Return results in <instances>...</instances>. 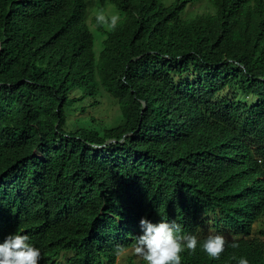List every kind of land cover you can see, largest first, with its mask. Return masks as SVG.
<instances>
[{
    "label": "trees",
    "instance_id": "obj_1",
    "mask_svg": "<svg viewBox=\"0 0 264 264\" xmlns=\"http://www.w3.org/2000/svg\"><path fill=\"white\" fill-rule=\"evenodd\" d=\"M108 1L122 16L93 21L96 57L86 0H0V242L115 264L141 217H163L239 242L184 264H264V0ZM102 92L122 122L68 128Z\"/></svg>",
    "mask_w": 264,
    "mask_h": 264
},
{
    "label": "clouds",
    "instance_id": "obj_2",
    "mask_svg": "<svg viewBox=\"0 0 264 264\" xmlns=\"http://www.w3.org/2000/svg\"><path fill=\"white\" fill-rule=\"evenodd\" d=\"M97 27L106 26L114 31L120 23L118 14L108 16L104 10H99L95 17ZM226 245L239 248L236 239L229 241L222 233H210L203 239L198 235L186 233L175 220L161 218L154 222L147 216L139 220V235L131 248L117 246V255H131L143 264H184L182 253L194 254L199 248L210 259L218 260L225 252ZM68 254L58 259L59 264L65 263ZM43 259L41 248L31 241L27 233L15 231L9 233L0 242V264H41ZM235 264H251L246 256H233Z\"/></svg>",
    "mask_w": 264,
    "mask_h": 264
},
{
    "label": "rangeland",
    "instance_id": "obj_3",
    "mask_svg": "<svg viewBox=\"0 0 264 264\" xmlns=\"http://www.w3.org/2000/svg\"><path fill=\"white\" fill-rule=\"evenodd\" d=\"M164 5H169L173 2V0H161ZM86 19L85 22L89 28V31L92 33L94 38V53L97 57L101 47L102 40L104 39V35L99 33L96 30V27L93 23L95 20L94 17L96 13L103 9L105 14L111 16L113 14H118L121 19V14L114 9V5L111 4L108 0H86ZM193 11H197V13H205L207 12V8H205V4L201 3L199 5L191 6ZM104 30H108L106 26L103 27ZM92 100L85 99V101L78 102L67 110V121L68 128H78V127H90V119L93 118L97 127L100 126H114L122 122V117L120 115L118 106L116 102L110 98L107 94L103 93L101 96L97 98V104L91 105ZM93 102V101H92ZM84 107L85 111L81 112L80 108ZM263 223H256L253 225V231L249 238H254L255 240H260L261 238L257 233H255L260 227H262ZM129 249L131 247H128ZM128 260H132L134 264H139L141 261L135 256L131 255L129 252L126 255H117L115 264H127Z\"/></svg>",
    "mask_w": 264,
    "mask_h": 264
}]
</instances>
